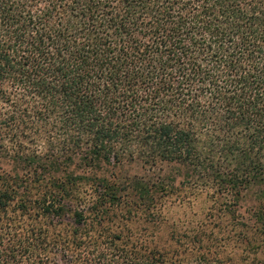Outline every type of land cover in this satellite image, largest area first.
Wrapping results in <instances>:
<instances>
[{
  "label": "trees",
  "instance_id": "trees-1",
  "mask_svg": "<svg viewBox=\"0 0 264 264\" xmlns=\"http://www.w3.org/2000/svg\"><path fill=\"white\" fill-rule=\"evenodd\" d=\"M0 103L33 166L0 172V264H159L105 224L150 217L165 167L230 195L243 264H264V0H0ZM17 124L45 147L23 155L40 132ZM125 162L153 176L97 174Z\"/></svg>",
  "mask_w": 264,
  "mask_h": 264
},
{
  "label": "rangeland",
  "instance_id": "rangeland-1",
  "mask_svg": "<svg viewBox=\"0 0 264 264\" xmlns=\"http://www.w3.org/2000/svg\"><path fill=\"white\" fill-rule=\"evenodd\" d=\"M7 111L8 108L0 103V172H17L32 178L33 166L15 153L19 142L9 139V130L1 123ZM17 128V131H25L28 135L35 131L40 132L35 134L36 137L32 140L22 141L23 155H27L35 147H45L42 128L37 124H26L25 127L17 124ZM97 174L107 178L115 175L116 178L127 176L131 179V175H136L148 179L153 176V171H149L148 166L140 162H125L113 170L104 165ZM155 175L165 179L168 187L160 202L151 209V218L135 208L131 219L125 221L117 217L106 223V231H118L112 233L120 234L125 240L128 238L130 243L137 246L134 251L140 259H151L153 253L156 258L159 255L160 261L162 260L159 264H243L240 248L235 244L233 231L230 230V218L222 216L221 210L225 201L233 202L232 197L221 193L218 185L201 178L200 180V176L192 175L185 169L165 167L162 171H156ZM257 193L258 190L254 187L243 191L237 212L244 214L243 211L252 205ZM219 228L222 231H219ZM213 236H222V242L214 244L207 241ZM199 237L203 245L200 249ZM207 246L212 252L202 257L201 252L205 251ZM126 249H130L128 244ZM107 253L112 251L107 250Z\"/></svg>",
  "mask_w": 264,
  "mask_h": 264
}]
</instances>
